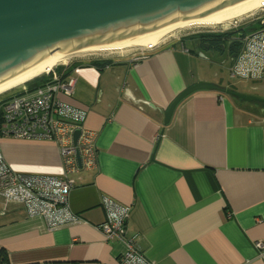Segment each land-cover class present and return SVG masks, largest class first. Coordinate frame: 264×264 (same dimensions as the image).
I'll return each instance as SVG.
<instances>
[{
	"label": "crops",
	"instance_id": "1",
	"mask_svg": "<svg viewBox=\"0 0 264 264\" xmlns=\"http://www.w3.org/2000/svg\"><path fill=\"white\" fill-rule=\"evenodd\" d=\"M208 34L221 35L169 36L136 67L130 53H116L54 69L74 79L60 100L84 109V127L96 133L95 167L70 176L69 207L84 223L49 230L0 198V264H117L124 246L97 229L103 196L130 207L126 235L155 264H264L254 247L264 245V104L199 90L163 124L181 92L198 81L213 87L218 49L202 43ZM0 149L17 173H62L49 141L1 138Z\"/></svg>",
	"mask_w": 264,
	"mask_h": 264
},
{
	"label": "built area",
	"instance_id": "2",
	"mask_svg": "<svg viewBox=\"0 0 264 264\" xmlns=\"http://www.w3.org/2000/svg\"><path fill=\"white\" fill-rule=\"evenodd\" d=\"M213 31L234 32L229 41L240 44L238 54L227 68L231 78L264 81V3L248 16L215 26ZM152 48L130 52L132 66L136 67L146 57L145 52ZM54 69L44 75L50 78L42 86L29 91L23 85L12 96L0 98V139L49 141L57 147L62 170L59 176L17 173L10 168L0 149V198L22 204L28 217H42L49 230L84 223L69 207V193L75 186L70 176L79 168L90 170L96 164V133L84 127L86 111L59 98L60 95L72 96L74 79H62ZM76 131L79 134L74 144ZM101 206L105 220L97 227L99 233L105 241L124 246L117 264H155L143 255L135 240L126 235L130 207L105 196L101 198ZM254 247L258 251L264 249L261 241H256Z\"/></svg>",
	"mask_w": 264,
	"mask_h": 264
},
{
	"label": "water",
	"instance_id": "3",
	"mask_svg": "<svg viewBox=\"0 0 264 264\" xmlns=\"http://www.w3.org/2000/svg\"><path fill=\"white\" fill-rule=\"evenodd\" d=\"M247 1L0 0V80L9 82L22 76V66L28 74L48 64L51 60L47 52L56 51L51 55L57 54L71 44L86 49L116 42V38L120 41L137 36V29L141 35L174 23L177 18L201 17ZM199 90L219 92L208 82L198 81L181 92L162 112L163 124L169 122L181 100ZM220 93L245 103L264 104V99L240 91ZM78 134L76 131L73 135L74 144Z\"/></svg>",
	"mask_w": 264,
	"mask_h": 264
},
{
	"label": "bare ground",
	"instance_id": "4",
	"mask_svg": "<svg viewBox=\"0 0 264 264\" xmlns=\"http://www.w3.org/2000/svg\"><path fill=\"white\" fill-rule=\"evenodd\" d=\"M264 3V0H249L241 5L239 3L238 6H231L226 9H223L219 12H210L201 17H196L192 19H183L179 20L174 23H171L165 27L157 30L144 33L139 35V29H137V36L127 38L124 40L110 43H103L97 45L95 47H89L86 49H79L78 46L71 47L63 50L57 54L52 53L56 52H47L50 58V62L28 74H25L24 67L22 66L23 75L17 77L9 82L5 81L4 79L0 80V95L7 93L17 87L25 85L26 83L40 77L41 75L48 73L56 66L65 65L67 61L70 60L72 57L85 54V53H104V52H128L133 49H140V48H149L155 47L161 41L169 36H173L175 32L190 29L193 27H215L224 24L231 23L234 20H238L248 16L249 14L256 11L261 4ZM221 6V2H220ZM58 49L57 51H59Z\"/></svg>",
	"mask_w": 264,
	"mask_h": 264
},
{
	"label": "rangeland",
	"instance_id": "5",
	"mask_svg": "<svg viewBox=\"0 0 264 264\" xmlns=\"http://www.w3.org/2000/svg\"><path fill=\"white\" fill-rule=\"evenodd\" d=\"M218 29V27L216 28ZM213 27H193L186 30L177 31L174 33V35L179 34H191L196 33L200 31H212ZM229 34H233V32H230ZM189 45V44H188ZM138 49V48H137ZM136 49H133L128 52H104V53H85L80 54L77 56L72 57L70 60L67 61L69 63L70 61L76 60V59H86L90 57H97V56H104V55H112L116 53H130ZM205 57V55L203 54ZM212 60H213V74L210 76V80L213 81V84L221 85V86H227L228 88L240 91L243 93L251 94L253 96H256L258 98L264 99V93L262 92V88H264V81L258 80V79H245V78H231L227 67L230 63V61L227 59V50L224 52L221 51H213L212 54ZM31 83L27 84L30 85ZM26 86V85H25ZM257 90H252V88H256ZM21 88L11 90L7 93H4L0 95V98L8 95L12 96L14 93L20 91ZM255 103V102H254Z\"/></svg>",
	"mask_w": 264,
	"mask_h": 264
},
{
	"label": "trees",
	"instance_id": "6",
	"mask_svg": "<svg viewBox=\"0 0 264 264\" xmlns=\"http://www.w3.org/2000/svg\"><path fill=\"white\" fill-rule=\"evenodd\" d=\"M228 36V33H224L221 35H213V34H208V35H202L201 39H202V43L203 44H211L212 46L215 47L216 49H218L219 51H222V49H224V47H226V49H229L231 47H229V45H226V42L224 40V38H226ZM225 49V50H226ZM50 78L49 77H40V78H36L34 80H32L31 83H33V85L31 87L28 88L29 91L34 90L37 87L42 86L46 81H48Z\"/></svg>",
	"mask_w": 264,
	"mask_h": 264
},
{
	"label": "flooded vegetation",
	"instance_id": "7",
	"mask_svg": "<svg viewBox=\"0 0 264 264\" xmlns=\"http://www.w3.org/2000/svg\"><path fill=\"white\" fill-rule=\"evenodd\" d=\"M234 33V32H233ZM232 34H230L231 36ZM229 48L228 49V55H227V59L228 60H233L236 55L238 54V51H239V47H240V44L238 41H233L229 44ZM213 87L217 90H219V92H229V91H235V90H232L230 88H228L227 86H221V85H216V84H213Z\"/></svg>",
	"mask_w": 264,
	"mask_h": 264
}]
</instances>
